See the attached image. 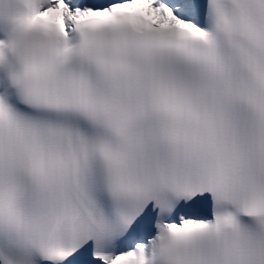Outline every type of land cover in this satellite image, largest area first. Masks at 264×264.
<instances>
[{
    "label": "snow or ice",
    "instance_id": "snow-or-ice-1",
    "mask_svg": "<svg viewBox=\"0 0 264 264\" xmlns=\"http://www.w3.org/2000/svg\"><path fill=\"white\" fill-rule=\"evenodd\" d=\"M0 264H264V0H0Z\"/></svg>",
    "mask_w": 264,
    "mask_h": 264
}]
</instances>
